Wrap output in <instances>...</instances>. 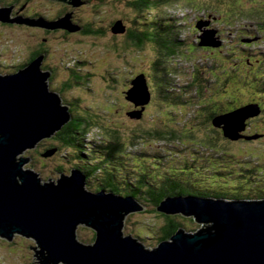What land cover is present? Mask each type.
<instances>
[{"label": "rangeland", "instance_id": "1", "mask_svg": "<svg viewBox=\"0 0 264 264\" xmlns=\"http://www.w3.org/2000/svg\"><path fill=\"white\" fill-rule=\"evenodd\" d=\"M122 1L120 0V11L112 0H105L104 6L107 7L103 11L98 10L95 0H90L88 5L76 11V16L84 24L104 29V35L86 36L80 33L82 30L68 31L72 35L65 37L67 30L57 29L53 30L57 32L46 36L49 38L46 47L50 50L48 62L51 65L60 64L55 79L59 86L67 77L66 69L75 68L77 71L84 68L80 70V73H84L83 78H80L81 83L61 95L70 109L74 107L73 112L71 110L74 117L81 114L82 119H89H84V122H92L87 139L107 144V140H115L114 135L118 134L132 149L127 154L130 160L141 164L150 179L165 170L178 172L173 167L165 168L163 162L166 165H183V161H190V157L195 161V155L197 165L207 163L209 170L214 167V173L217 172L218 165L212 162L210 155L220 160V164L233 166L236 163V169H239V163L249 166L259 164L264 169V138L233 141L225 137L222 129L208 121V111L218 109L216 106L214 109L200 110L201 98L205 92L202 83L208 86L207 92L214 91L216 104L223 109L255 101L264 104V94L255 85L258 77H264V0H176L149 14L151 17L157 14L170 17L174 16L172 10L177 11L181 16L180 22L185 25L183 37L187 40V49L179 48V56L170 58L165 64L168 69L172 67L179 71V76L175 71V74H169L168 79L175 90L180 89L189 98L188 104L181 107L167 106L153 95L151 76L154 74V62L162 57L160 51L152 44L138 49L127 38L126 32H112L115 21L123 18L127 27H134L132 21L137 13L125 7ZM33 5H39V0H35ZM54 6L56 4H52V8ZM209 14H214L217 18H209ZM78 18L72 16L71 20L74 24L84 26L76 21ZM201 18L210 19L211 28L218 29L223 40L222 46L197 47L195 41L199 40L201 32L195 27ZM32 36L26 29L5 28L0 25V63L6 68L19 63L23 56H27L28 48H31L35 40ZM247 40L250 42H246ZM140 73L147 76L152 99L142 118L134 119L128 112L141 107L135 106L126 98V91ZM207 80L211 82L206 84ZM50 85L52 88V84ZM182 88L189 93H185ZM193 94L195 98L192 97ZM256 132L264 133L263 112L249 120L247 133ZM162 134L177 136L176 139H167L162 138ZM51 145L58 147V151L45 157L44 154ZM144 151L150 155L142 154ZM67 153L54 136L41 141L36 148L27 150L21 156L30 158L25 168L35 170L43 180L52 182L60 179L63 173L71 174L75 168L76 160ZM191 170L196 171L195 168ZM90 181L93 189L100 182L95 178ZM161 214L148 208L129 214L124 224V233L136 238L142 234L145 238L143 233L159 232L166 222ZM179 220L184 223L187 231H196L202 225L193 216H185ZM77 234L81 242L91 244L95 241L96 232L88 226H79ZM154 243L148 240L144 244L151 248L149 244ZM36 245L34 239L22 235H17L12 242L0 238V264H35V252L31 247Z\"/></svg>", "mask_w": 264, "mask_h": 264}, {"label": "water", "instance_id": "2", "mask_svg": "<svg viewBox=\"0 0 264 264\" xmlns=\"http://www.w3.org/2000/svg\"><path fill=\"white\" fill-rule=\"evenodd\" d=\"M58 1L74 7L86 3ZM72 16L70 12L56 20L24 16L12 19L9 12L0 9L3 22L82 31L83 26L74 24ZM196 26L202 32L200 46H222L223 40L218 29L211 28L210 19L201 18ZM126 31L123 20L112 26L113 33ZM44 61L45 54H41L20 71L0 74V238L9 242L17 235L34 239L37 245L31 249L35 264H264V199L167 198L158 207L159 212L194 216L202 225L196 231L180 228L170 240L149 248L124 233L126 217L145 210L132 196L105 190L89 192L86 176L79 169L71 176L61 174L58 182H47L38 172L25 168L30 158L21 155L56 136L74 120L70 107L52 91V71L44 70ZM131 84L126 98L141 109L128 115L140 119L152 92L145 73ZM261 113V105L250 102L216 115L212 123L233 141L256 140L263 134L250 135L246 131L249 120ZM55 152L50 149L44 156ZM81 225L95 230L93 243L78 239Z\"/></svg>", "mask_w": 264, "mask_h": 264}, {"label": "trees", "instance_id": "3", "mask_svg": "<svg viewBox=\"0 0 264 264\" xmlns=\"http://www.w3.org/2000/svg\"><path fill=\"white\" fill-rule=\"evenodd\" d=\"M95 1L98 4V10L103 11L104 7H107L104 6L105 0ZM173 2H176V0H135L128 4V7H132L130 9L137 13V15L132 21L134 27L131 28L129 25L126 33L127 38L133 45L135 44L138 49H143L147 44H152L160 51L162 57L154 62V74L151 76L153 81V95L159 97L158 99L167 106L181 107L188 104L189 98H186V94L181 93L180 89L179 91L175 90L168 79L169 74H175V71L177 76H179V71L172 67L168 69L165 64L170 58L179 56L181 52L179 48L185 47L187 49V40L183 37V28L185 25L180 22L181 16L165 17L160 16V14L155 15V17L149 16L153 10ZM158 5L160 6L158 7ZM117 7L118 6H116V8ZM144 12L146 14H143ZM209 15H211L212 18L216 16L214 14ZM124 19L125 18L119 20L124 21ZM83 28L81 33L84 35L99 37L105 34L104 29L100 30L96 27L85 29L84 26ZM177 45H179V48ZM197 47L201 46L198 44ZM46 57L47 55L45 54V59ZM168 70L171 71L169 72ZM257 81L258 83H255V85H257L256 88H259V91L264 94V77H258ZM210 82V80H207L206 84ZM78 83H81V81ZM202 87H205V92L201 98L200 110L206 111L211 108L214 109V106L218 108L216 110L214 109L215 111H208L207 118L209 122H212L214 117L218 114L230 112L244 105L242 104L232 109H223L220 105L216 104L217 101L214 99V91L209 90L210 92H207L208 86H204V83H202ZM184 92L189 93V91L185 89ZM192 97L195 98V95L193 94ZM64 103L69 105L66 100H64ZM258 103L261 105V102ZM261 107L264 113L263 103ZM73 109L74 107L70 110L73 111ZM83 118L85 119V117ZM75 119L76 118H74V120ZM80 119L82 120L81 114L77 120L79 121L77 126L71 127L74 121L72 120L57 133L55 139L68 151L67 154L76 160L75 168L80 169L83 174L86 175L88 189L91 191L99 192L105 190L108 193L114 192L116 195L120 196H132L140 204L144 205L145 208L154 211H158L160 204L167 198L178 196H194L197 198L216 197L228 200L264 199V169L260 168L259 164L249 166L239 163V169H236V163L233 166L220 164L222 163L220 160H216L214 155H210L212 162L218 165V170L214 173V167L209 170L207 163L205 165L198 163L197 165L198 159L195 155V161L190 157V161L185 159L183 165L174 163L166 165L163 162L162 165L165 168L173 167L177 169L178 172H167V170H165L164 173L154 175L155 177L150 179L144 172L141 164H135L130 160L131 158H129L127 154L129 151H132V149L119 138L118 134L114 135L116 138L115 140H107V142H109L107 144L106 142L87 139L88 135L91 133L90 124L92 122L83 121L81 124ZM247 134L253 135L251 133ZM176 136L175 134L171 136L162 134L161 137L176 139ZM49 149H57L58 151V147H54L53 145H51ZM142 154L150 155L147 151H144ZM151 156L156 157L155 155ZM66 159L69 160L68 158ZM192 168H195L196 171L192 172ZM92 178L100 181L94 189L90 184ZM161 215L165 217L166 222L165 226L160 228L159 232L153 231L152 233H143L145 238L141 236L142 234L137 236L146 244L148 240L157 243V245L155 243V245L149 244L151 248L157 247L165 240H170L180 228L185 227L184 223L179 220V218H185V216L166 215L163 213Z\"/></svg>", "mask_w": 264, "mask_h": 264}, {"label": "flooded vegetation", "instance_id": "4", "mask_svg": "<svg viewBox=\"0 0 264 264\" xmlns=\"http://www.w3.org/2000/svg\"><path fill=\"white\" fill-rule=\"evenodd\" d=\"M34 1L35 0H0V9L6 10L7 12H9L10 17L12 19L18 18L20 16H24V17H43V18H46L48 20H56L60 16L65 15V14L70 13V12L73 13V17L78 18V16H76V11H79L80 9H82L81 7L88 5V3L90 2V0H84V1H86V3L82 4L79 7H74L72 4H70L68 2H61L58 0H39V5H33ZM134 1L135 0H123L122 2H123L125 7L126 6L128 7V4H130ZM112 2L115 3L119 7V11H120V4H121L120 0H112ZM52 4H56V6H54L52 8ZM159 6L160 5H158V7ZM58 8H60V9H58ZM129 8H132V7L129 6ZM53 10H55V11L53 12ZM56 10H58V13ZM52 13H53V16H52ZM76 21L79 23H83L79 18L76 19ZM0 25H2L5 28L26 29L32 33L33 39L35 38V40H33L32 44H31V48H28L27 56H25V57L23 56V59L18 61L19 63L12 64L10 66V68H6L5 66H3V64L0 63V74L15 73L17 71L24 69L34 58H36L40 54L45 53L47 55V57L50 54V50H48V48L46 47V44L48 43L49 38L46 36H50L52 34V32H57V31L47 30L45 28H40V27H32V26H29L26 24L7 23V22H3L1 20H0ZM84 27H85V29H89V27H91V26L84 24ZM40 32H43V34H42L43 36L40 35ZM65 33L67 34L65 37L72 35L68 31L67 32L65 31ZM78 35L79 34H77V36ZM40 37H44V38H40ZM195 44H197V40L195 41ZM177 47L179 48V45H177ZM206 48H209V47H206ZM181 49H182V47H181ZM43 51H45V52H43ZM211 51H214V49ZM23 54H24V52H23ZM47 57L44 61L43 68H44V70H51L52 71V78H51L50 83L52 84V90L53 91L59 92L60 94L65 93V92H69L70 89L72 88V86L77 85L78 82L80 81L79 79L83 78L84 73H80V70H82L84 68L81 69L78 67L79 69H77V71L75 68L66 69L67 77L61 82V85L59 86L58 83L55 82V79H56L57 71H58L60 64L59 63L52 64V65L49 64L50 62H48ZM79 62H81V61H79ZM61 65H63V64L61 63ZM85 74H87V73H85ZM261 105H262V103H261ZM74 118H76V119L73 121V124L71 125V127L72 126L75 127L79 123V121H77L79 118V115H76ZM83 121H84V119H82L80 121V123L82 124ZM262 134H263V136L260 139L264 138V133H262Z\"/></svg>", "mask_w": 264, "mask_h": 264}, {"label": "bare ground", "instance_id": "5", "mask_svg": "<svg viewBox=\"0 0 264 264\" xmlns=\"http://www.w3.org/2000/svg\"><path fill=\"white\" fill-rule=\"evenodd\" d=\"M201 42V41H200ZM199 42V43H200ZM198 42H197V44H199ZM201 47H204V46H201ZM54 92H56V91H54ZM53 92V93H54ZM56 93H58V95L60 96V98L62 99L61 101H63V103H64V99H63V97H62V95L59 93V92H56ZM65 104V103H64ZM66 105V104H65ZM69 106V105H68ZM70 107V106H69ZM134 111V110H133ZM130 112H132V111H130ZM129 113V112H128ZM144 114V113H143ZM141 119V118H140ZM56 152H57V149H56ZM55 152V153H56ZM73 170H78V168H73L72 169V171ZM80 170V169H79ZM35 171V170H34ZM72 171H71V174H65V173H63V175H65V176H71L72 175ZM81 171V170H80ZM82 172V171H81ZM83 173V172H82ZM85 175V174H84ZM86 176V175H85ZM86 183H87V177H86ZM86 187H87V190L89 191V192H93V193H97V191H91V190H89L88 189V184L86 185ZM185 197V196H184ZM186 197H188V196H186ZM191 197H194V196H191ZM197 198V197H196ZM136 200V199H135ZM137 201V200H136ZM166 201V200H165ZM138 202V201H137ZM164 202V201H163ZM139 203V202H138ZM142 205V204H141ZM161 205V204H160ZM144 206V205H143ZM145 207V206H144ZM194 217V216H193ZM194 219H195V217H194Z\"/></svg>", "mask_w": 264, "mask_h": 264}, {"label": "clouds", "instance_id": "6", "mask_svg": "<svg viewBox=\"0 0 264 264\" xmlns=\"http://www.w3.org/2000/svg\"><path fill=\"white\" fill-rule=\"evenodd\" d=\"M200 20V19H199ZM197 27V26H196ZM51 82V81H50ZM51 84V83H50ZM131 86H132V84H131ZM52 89V88H51ZM73 112V111H72ZM73 114V113H72ZM161 213V212H160ZM181 215V214H180Z\"/></svg>", "mask_w": 264, "mask_h": 264}]
</instances>
